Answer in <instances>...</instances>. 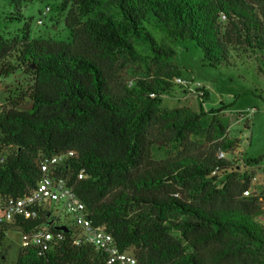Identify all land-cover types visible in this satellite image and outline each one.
<instances>
[{"label": "trees", "instance_id": "obj_1", "mask_svg": "<svg viewBox=\"0 0 264 264\" xmlns=\"http://www.w3.org/2000/svg\"><path fill=\"white\" fill-rule=\"evenodd\" d=\"M33 1L10 0L18 13L9 20L19 21ZM56 1L69 41L31 39L27 24L14 38L0 36V77L20 71L31 79L28 92L0 111V194L25 196L41 177L42 157L72 153L58 174L93 225L137 264H264L263 203L243 196L254 171L233 167L220 181L210 177L217 166L232 167L217 151L232 155L239 146L217 115L227 107L162 106L180 77L172 62L177 43L193 42L211 68L230 66L231 52H264V0ZM129 63L135 68L125 74ZM143 64L145 76H137ZM24 99L30 109L21 108ZM191 138L202 139V149L179 152ZM167 146L176 154L155 160L153 148ZM47 214L0 225V240L9 229L45 226ZM67 228L49 227L62 235L53 249L20 247L14 264H106L105 254Z\"/></svg>", "mask_w": 264, "mask_h": 264}, {"label": "rangeland", "instance_id": "obj_2", "mask_svg": "<svg viewBox=\"0 0 264 264\" xmlns=\"http://www.w3.org/2000/svg\"><path fill=\"white\" fill-rule=\"evenodd\" d=\"M56 0H34L23 5L20 10V20L10 21L12 14H17L18 9L10 0H0V36L14 38L19 34L25 24L28 25L31 39H54L67 42L70 40L68 30L64 25L66 13L58 14L54 9ZM46 8L49 12L45 13ZM41 22L38 24V22ZM147 26V25H146ZM147 29L157 39L162 38L158 28L148 25ZM175 58L173 64L180 71V77L200 83L207 91L208 98L202 103L205 113L218 111L222 106L227 108L218 113L221 122L228 126V137L239 141L235 150L244 160L261 158L257 164L255 176L263 180L264 177V52L241 53L237 56L231 52L230 66L220 65L211 68L203 63V55L193 42L182 41L173 47ZM142 54L148 53L142 48ZM133 64H128L124 73L134 70ZM146 67L141 65L137 76H145ZM135 75V76H136ZM30 78L17 71L8 77H0V106H6L9 97H16L19 91L26 93L30 86ZM200 101L194 96L184 94L182 88L174 86L171 94L162 97V106L168 109L187 107L194 111L199 110ZM31 103L24 99L22 109H30ZM249 109L255 110L251 117H243ZM208 120V118L206 119ZM203 141L191 138L180 151L197 153L202 149ZM155 160H163L176 154L174 147L167 146L162 150L156 147L152 150ZM234 155H229L232 158ZM236 156V155H235ZM249 172V171H248ZM223 179L219 177L217 181ZM58 224L74 229L72 218L67 216L59 205H55ZM20 231L9 229L5 239L0 240V264H14L20 248Z\"/></svg>", "mask_w": 264, "mask_h": 264}, {"label": "built area", "instance_id": "obj_3", "mask_svg": "<svg viewBox=\"0 0 264 264\" xmlns=\"http://www.w3.org/2000/svg\"><path fill=\"white\" fill-rule=\"evenodd\" d=\"M49 12V8L45 10ZM225 20V16L221 15V21ZM41 22L39 21L38 24ZM172 83L180 88L184 94L194 96L201 103L204 102L205 88L200 83L185 80L181 77H175ZM0 106V111L2 109ZM255 114V110L249 109L242 115L243 117H251ZM228 133V130H227ZM72 153H63L53 156H44L39 160V171L41 177L35 187L25 196L16 198L11 195L0 194V225L13 224L20 220H36L42 212H48L47 217L51 216L53 225L58 224L57 219L53 216L56 213L55 205H59L62 211L72 218L74 228L79 231L82 239L88 244L93 245L97 250L106 256V264H137L135 258L126 252H121L113 239V237L105 230L95 227L88 217V212L83 202L78 198L72 187L67 186L66 180L58 174V168L65 160L71 157ZM229 158V155L218 150L217 159L221 161L231 162V168L222 169L215 167L210 177L218 179L227 176L233 167L236 170H246L249 172L257 170V164H248L237 153ZM236 155V156H235ZM5 152L0 153V164L5 161ZM83 170L79 172L78 179L84 178ZM222 180V179H221ZM254 195L262 201L264 207V177L260 181L258 176H253L250 187L243 192V196ZM258 222L264 228V216L258 219ZM20 247H34L40 253L48 252L53 249L54 245L62 239L60 233L53 234L49 227L43 226L31 232H20ZM74 244L78 245L79 240L76 239Z\"/></svg>", "mask_w": 264, "mask_h": 264}, {"label": "water", "instance_id": "obj_4", "mask_svg": "<svg viewBox=\"0 0 264 264\" xmlns=\"http://www.w3.org/2000/svg\"><path fill=\"white\" fill-rule=\"evenodd\" d=\"M46 227H52L53 230L57 232H63V233H68L69 229L67 228L66 225H53L52 220L50 219L47 224L45 225Z\"/></svg>", "mask_w": 264, "mask_h": 264}]
</instances>
